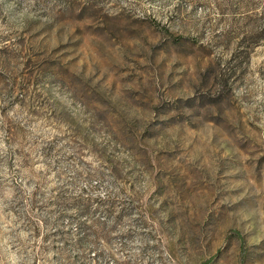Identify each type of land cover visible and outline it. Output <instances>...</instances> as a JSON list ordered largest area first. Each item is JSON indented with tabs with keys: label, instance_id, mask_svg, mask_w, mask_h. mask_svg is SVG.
Wrapping results in <instances>:
<instances>
[{
	"label": "rangeland",
	"instance_id": "rangeland-1",
	"mask_svg": "<svg viewBox=\"0 0 264 264\" xmlns=\"http://www.w3.org/2000/svg\"><path fill=\"white\" fill-rule=\"evenodd\" d=\"M0 264H264V0H0Z\"/></svg>",
	"mask_w": 264,
	"mask_h": 264
}]
</instances>
